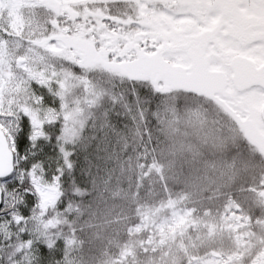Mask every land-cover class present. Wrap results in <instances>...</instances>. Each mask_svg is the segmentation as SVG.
Segmentation results:
<instances>
[{"label":"snow or ice","instance_id":"obj_1","mask_svg":"<svg viewBox=\"0 0 264 264\" xmlns=\"http://www.w3.org/2000/svg\"><path fill=\"white\" fill-rule=\"evenodd\" d=\"M93 81L145 101L163 135L138 164L140 264H264V0H0V264H75L60 207L73 153L48 182L29 150L61 125L74 142L103 108ZM192 231L207 251L171 247Z\"/></svg>","mask_w":264,"mask_h":264},{"label":"trees","instance_id":"obj_2","mask_svg":"<svg viewBox=\"0 0 264 264\" xmlns=\"http://www.w3.org/2000/svg\"><path fill=\"white\" fill-rule=\"evenodd\" d=\"M93 87L106 93L103 108L97 104L91 110L94 114L82 126L72 151L74 167L64 168L62 174L61 200L73 210L67 217L69 227L75 226L83 243L68 257L75 264H140L145 257L141 242L148 240L149 232L128 233L140 190L138 164L144 149L156 145L163 135L156 121L145 118V101L133 100L120 82L100 89L93 81ZM195 238L192 231L191 240ZM134 242L137 254L123 258L124 247ZM181 242L193 249L187 236L182 241L177 236L170 244L176 249ZM223 248L226 251L227 245Z\"/></svg>","mask_w":264,"mask_h":264},{"label":"rangeland","instance_id":"obj_3","mask_svg":"<svg viewBox=\"0 0 264 264\" xmlns=\"http://www.w3.org/2000/svg\"><path fill=\"white\" fill-rule=\"evenodd\" d=\"M83 92L77 88L74 89L72 92L68 94L66 103L68 104H75V102L78 99H83ZM60 101L57 98L52 105L44 104L42 107L46 110L48 108L52 107H59ZM83 124L79 121L75 122L74 129H75V140L72 143H69L65 145L64 138L65 136L69 135L68 129H63V126L61 125L60 129L56 130L55 138L54 139H47L37 142V145L34 149L29 150L30 159L33 160V163L41 165L43 169V175L46 181L51 182L53 178L58 174V169L63 167V156L60 153L59 149L61 147L67 146L70 151H73L76 143L79 139V134L82 129ZM55 125H46L45 130L49 132L50 137L52 136V129H54ZM61 131H63V135L61 134ZM60 183H61V190H62V176L60 177ZM60 207H63L65 210L67 208L62 203ZM35 210V204L33 205V208L30 209V214L34 212ZM31 232V229H30ZM147 232V231H146ZM176 240V239H175ZM138 247L137 242L129 243L126 247L123 249V253L127 251L128 256L123 258H128L130 256H135L137 254L136 248ZM193 252V250H190ZM227 253V252H225ZM202 254V253H199ZM115 264H121L119 262H116Z\"/></svg>","mask_w":264,"mask_h":264},{"label":"flooded vegetation","instance_id":"obj_4","mask_svg":"<svg viewBox=\"0 0 264 264\" xmlns=\"http://www.w3.org/2000/svg\"><path fill=\"white\" fill-rule=\"evenodd\" d=\"M195 239H193V240H190V242L192 243V241H194ZM197 244H198V242H197ZM214 247H216V248H218V249H220V250H224V248L223 247H221V245H219V244H216V245H214ZM193 251H196V252H198V253H204L205 251H207L206 250V248L205 247H202V246H198V247H193V249H192ZM228 251V248H227V250L226 251H224V252H227Z\"/></svg>","mask_w":264,"mask_h":264}]
</instances>
